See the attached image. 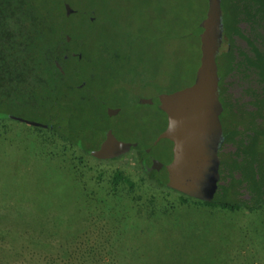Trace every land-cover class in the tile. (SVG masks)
Segmentation results:
<instances>
[{
  "label": "rangeland",
  "instance_id": "374dc122",
  "mask_svg": "<svg viewBox=\"0 0 264 264\" xmlns=\"http://www.w3.org/2000/svg\"><path fill=\"white\" fill-rule=\"evenodd\" d=\"M74 1L79 6L58 17L77 38L72 49L81 47L68 68H82V83L116 106L102 117L100 101L82 103L88 91L66 87L57 98L69 100L67 116L82 107L96 122L86 140L92 146L108 125L122 138L152 137L178 101L180 82L197 68L198 16L208 0ZM129 76L157 94L135 95ZM78 81L73 73L67 84ZM24 115L39 120L31 110ZM116 170L133 188H112ZM0 264H264V205L210 207L154 183L139 150L97 161L48 128L0 120Z\"/></svg>",
  "mask_w": 264,
  "mask_h": 264
},
{
  "label": "trees",
  "instance_id": "16d2710c",
  "mask_svg": "<svg viewBox=\"0 0 264 264\" xmlns=\"http://www.w3.org/2000/svg\"><path fill=\"white\" fill-rule=\"evenodd\" d=\"M221 4L223 41L227 45L217 57L224 136L219 149L220 185L213 202L195 201L229 211L251 212L264 205V0H221ZM66 12L63 0H0V120L35 127L47 125L60 138L93 157L91 152L113 128L105 127L98 144L89 145L86 140L96 122L82 114V107L67 116L69 100L57 98L66 87L78 89L80 96L86 91L91 96L82 83V68H68L70 58L77 57L81 47L73 55L77 38L71 34L68 40L66 32L70 29L58 18ZM73 73L79 81L69 86ZM93 100L101 102L98 112L102 117L110 115L116 106L103 105L102 98H79L82 103ZM60 109L65 111L61 115ZM30 110L39 120L24 115ZM40 113L48 117L42 119ZM77 123L80 127L84 124L88 131L79 129ZM133 150L140 151L142 167V148ZM142 170L163 186L157 181L156 171L148 174ZM111 184L113 189L134 186L131 178L119 170L112 174Z\"/></svg>",
  "mask_w": 264,
  "mask_h": 264
},
{
  "label": "water",
  "instance_id": "95a60500",
  "mask_svg": "<svg viewBox=\"0 0 264 264\" xmlns=\"http://www.w3.org/2000/svg\"><path fill=\"white\" fill-rule=\"evenodd\" d=\"M63 3L67 11L79 6L74 0H63ZM91 5L93 3L85 7L90 8ZM221 5V0H208L198 16L203 44L197 68L180 82L178 101L167 108L166 119L157 133L152 137L136 134L122 138L110 130L98 149L91 152L94 158L114 160L141 147L144 171L148 174L156 171L157 181L164 187L196 200L214 201L220 185L219 149L224 138L217 65V57L223 47ZM128 33L129 25L122 36L127 37V49L130 51ZM66 35L70 41L71 34L66 32ZM135 85L137 93L153 91L139 81ZM37 126L47 128L43 124Z\"/></svg>",
  "mask_w": 264,
  "mask_h": 264
},
{
  "label": "flooded vegetation",
  "instance_id": "af4514ba",
  "mask_svg": "<svg viewBox=\"0 0 264 264\" xmlns=\"http://www.w3.org/2000/svg\"><path fill=\"white\" fill-rule=\"evenodd\" d=\"M71 39V38H70ZM125 44V43H124ZM227 44L226 43H224V41H223V47H222V49L223 48H225V46H226ZM125 46H127V43L125 44ZM221 49V50H222ZM77 55V54H76ZM129 65V64H128ZM135 76V75H134ZM134 76H129V79H128V84H130V88H133V91L135 90V87H136V83H137V81H139V82H141L142 84H144V85H146V86H148V87H150V88H152L153 89V91H151V92H146V93H153L154 95H156L157 94V90H156V86L155 85H153V84H147V83H144L143 82V80L140 78V77H134ZM87 86V85H86ZM87 88L90 90L89 92L91 93V96H90V98H101L100 96H99V94H97L92 88H89L88 86H87ZM134 93H135V95H140V94H142V93H145V92H143V91H141V92H139V93H137L136 91H134ZM139 134H143V133H139ZM223 142V141H222ZM227 148H229V146L227 147ZM229 150V149H228Z\"/></svg>",
  "mask_w": 264,
  "mask_h": 264
}]
</instances>
